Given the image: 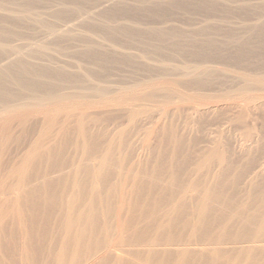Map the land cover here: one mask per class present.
I'll use <instances>...</instances> for the list:
<instances>
[{"label":"bare ground","instance_id":"6f19581e","mask_svg":"<svg viewBox=\"0 0 264 264\" xmlns=\"http://www.w3.org/2000/svg\"><path fill=\"white\" fill-rule=\"evenodd\" d=\"M224 1L0 0V264H264V161L244 145L237 171L224 143L232 127L253 141L264 104V0L238 7L256 45ZM174 10L207 13L204 28L173 25ZM77 25L187 61L138 72L131 47L86 38L88 63L68 70ZM229 57L235 69L212 64Z\"/></svg>","mask_w":264,"mask_h":264},{"label":"rangeland","instance_id":"374dc122","mask_svg":"<svg viewBox=\"0 0 264 264\" xmlns=\"http://www.w3.org/2000/svg\"><path fill=\"white\" fill-rule=\"evenodd\" d=\"M219 1L225 2L224 0H219ZM238 1L233 0L231 2V0H229L228 3L230 5L226 2L227 4L225 5V7H223V9L225 8L234 9L233 13L229 15L230 17L229 19H232L230 22L232 26H235L233 29L237 30L238 32L237 40H240V41L252 40V41H255V43H252L251 45H256L260 36H258L257 34L254 35V34H248V33L242 32V26L240 25V22L243 20L240 18V12L238 8L241 0H238ZM244 1H247L246 4H250L248 6L252 8L253 7L255 8V6L257 7L258 6L257 4L260 3V0H244ZM242 2L243 0L241 1V3ZM251 3L253 4L255 3L254 4L255 6ZM261 10L262 9L258 11L259 14H257L258 12L257 13L255 12L253 16L254 17H257L258 15L264 16V10L262 11ZM173 14L174 15L171 18L172 20L171 23L180 28H186L190 30L199 31L202 28H204V25L206 24V19H207L206 14L207 13H197V12L190 13V12L183 11V10H174ZM93 16L96 18H100V16L97 14H93ZM227 24L231 26L229 22ZM90 27L95 31H92L83 25L73 26L72 29L70 30V34L72 37L69 39V42L64 43V46H63L64 49L61 52L65 53V56L62 59V61H59V63L64 65L66 69L75 70L76 66H83L86 63H88V61L79 57V54H78V50L87 48L86 47L87 42L85 40L86 38H91L92 41L101 44L102 47L107 50L111 47H115L119 49L126 48L127 46L131 47V49L129 50L134 52L136 56H139V59L134 61L132 64H126V66L138 72H142L141 67L143 64H146V63L152 64V65H155V64L181 65L187 61L186 57H182L180 56L181 54L176 53V52H175L176 55L171 60H167V57L170 56L169 53L173 51L171 48L166 49L164 53H161V55L158 56L154 52H152L150 48L146 45L139 44V43H137L136 45H133L129 39H126L125 37H122V36L111 39L105 35V31L102 29V27L98 25L90 26ZM226 27L231 28V27H228L227 25ZM210 35L213 36V32ZM204 37H205V34H198L196 36L198 41H201ZM213 38H214L213 42L223 43L228 48H232L234 46V44L231 41H229L228 38H226V34L224 33V31L219 32ZM250 50H254V49H250ZM213 60L215 61L212 63L214 65L226 66L230 69H235L234 62L231 57L226 58V59L214 58ZM250 62L252 63V61ZM108 65L110 69L108 70L109 72L106 74L107 81L109 83H115L118 85H122L121 82L123 79L118 76L117 72H119L123 66L119 65V63H116V62H110ZM256 113L258 115H257L256 130L253 135V141L242 140L241 139L242 135L240 131L235 127H232L230 129L231 132L236 133V135L233 138H231L227 134H224V143L229 150V155L232 158L233 164L237 171H240L241 166H244L247 163V161L244 162V160L242 159L244 155H242L240 151L241 150L240 148L244 145L245 147H250V145L254 146L253 154L250 156L246 155V158L253 156L254 158L255 157L260 158L262 162L264 161V104L263 105L259 104L258 109L256 110ZM223 127H225L224 129L227 131V124L226 125L223 124V121H220L216 123L215 125H211L210 123V125L208 124V125L200 126V131L196 133L194 136V139L198 142V146L204 147V148L208 147L210 145V140L218 137L219 136L218 130L222 129Z\"/></svg>","mask_w":264,"mask_h":264}]
</instances>
